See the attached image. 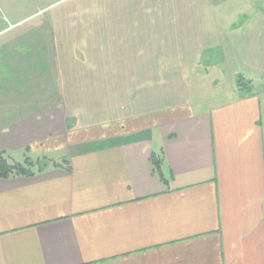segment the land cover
<instances>
[{
	"label": "crops",
	"instance_id": "obj_1",
	"mask_svg": "<svg viewBox=\"0 0 264 264\" xmlns=\"http://www.w3.org/2000/svg\"><path fill=\"white\" fill-rule=\"evenodd\" d=\"M37 27L0 56L2 134L46 158L0 178V264H264V0L79 1ZM199 60L231 73L213 97Z\"/></svg>",
	"mask_w": 264,
	"mask_h": 264
},
{
	"label": "rangeland",
	"instance_id": "obj_2",
	"mask_svg": "<svg viewBox=\"0 0 264 264\" xmlns=\"http://www.w3.org/2000/svg\"><path fill=\"white\" fill-rule=\"evenodd\" d=\"M81 1L83 4H86L89 0H0V31L2 29L7 28L5 31L2 30V32H0V56L5 55L4 49H6V42L8 43L11 40H17L19 42L18 48L19 49H23L26 48L25 46L26 44V34L27 31L30 30H35V29H41V27H37L39 24H42V18L44 16H46V18H48L49 16H52V14H54L55 12L59 11V10H63L65 9L68 5L71 6L74 2H79ZM46 6V8H45ZM45 8V9H44ZM86 10H89V6H86L85 8ZM29 16V18L25 19L24 21H22L20 24H18L16 27H14L13 29H11L10 27V23H13L15 21V19H19V18H25ZM239 18V16L237 18H235L236 23H240L239 20L237 21V19ZM48 23V21H47ZM47 25V24H46ZM47 28V27H46ZM29 40H36V44H43L44 42H48L49 38H44L41 36H37V37H32L29 36L28 37ZM217 41H215V38H208V40L212 41L213 44L219 45L220 49H222L223 45H222V41L224 40V38H220L217 37L216 38ZM35 42V41H34ZM13 44V43H12ZM14 46V44H13ZM27 54V53H26ZM21 55V54H20ZM90 55V54H88ZM215 57H217L216 60H219V53L216 52ZM216 60H214V63L211 62L212 60H209V63H206V60H199L201 62L204 63V65L207 64L206 66V73L205 75L201 74V72H199V70L196 71V75L201 87L203 88V92L205 93L206 96L208 97H213L215 96L214 94H217V91L222 90V85H224L223 81H229L228 80V76L231 74L229 72V70H223L221 72V70H219V65L220 62H218V64H215ZM195 61H188V63H193ZM182 63V62H181ZM187 61L182 63L183 65H185V68L187 66ZM202 63V64H203ZM201 64V65H202ZM158 68H160V75L163 74H168L167 72L170 73V71H172L173 69H175V67H180V59L177 58H170V57H164L162 59L159 60V62L157 63ZM182 65V66H183ZM12 73L13 70L12 69H8V68H2L0 69V98L1 96L10 97V94L7 95L8 92L11 91V89L13 87H18L20 85H18V79H13L12 78ZM16 74H18V71H15ZM152 70H150L149 68H147L146 70V76L149 77L151 75ZM2 75H7L8 78L4 79L2 78ZM169 76V74H168ZM4 77V76H3ZM163 77L165 78V76L163 75ZM188 76H186L187 78ZM222 77V78H221ZM223 77L225 78V80L223 79ZM239 78V77H237ZM189 79V78H188ZM240 79V78H239ZM9 80V89L6 91L8 85L5 84L6 81ZM11 80L14 81V86H11ZM223 80V81H222ZM137 80H135L134 82L136 83ZM248 82L246 81L244 78L240 79V82ZM147 87L148 89H153L155 86V82L153 80H147ZM212 82H217L218 87H214L211 86ZM151 83V84H150ZM191 83H193V79L191 78ZM137 84V83H136ZM27 85V84H26ZM208 86L209 88H211V91H208ZM46 89V85L44 86ZM133 87H145L143 86H139V85H135ZM15 89V88H14ZM29 86L27 85L26 87H24L23 89L20 90L21 94H15L14 97H12V99H16V98H21L23 94L26 93V91H28ZM19 92V93H20ZM121 97H123L121 95ZM205 97V96H204ZM11 98V97H10ZM136 99V98H134ZM120 103L122 104V101L119 100ZM2 103H5L3 101H0V113H3L4 116H6V118L11 119V117L8 115L10 110H14L17 111V102H15V100H8L6 104L1 105ZM132 102H135L134 100H132ZM98 103L101 102L100 100L92 102L91 104L94 105H99ZM204 104H208V100H204L203 102ZM119 104V103H118ZM24 105V104H23ZM120 106V104H119ZM10 108V109H9ZM85 112V109L83 111V113ZM93 114V113H92ZM96 114V113H95ZM3 127H0V151L4 152L7 157H9L10 160H15L18 162H22L24 160L25 157H30L33 160L36 159H43V156L37 157L36 154H34L33 152H28L26 150V146L22 144H13L15 142H13L14 139H11V137L8 134H2L3 133ZM29 150V149H28ZM62 153L60 152H46L45 157H53V158H58V156H61ZM37 166H35L36 168Z\"/></svg>",
	"mask_w": 264,
	"mask_h": 264
},
{
	"label": "trees",
	"instance_id": "obj_3",
	"mask_svg": "<svg viewBox=\"0 0 264 264\" xmlns=\"http://www.w3.org/2000/svg\"><path fill=\"white\" fill-rule=\"evenodd\" d=\"M244 85L246 83L240 82V79L238 80V85ZM28 148H26L27 150ZM152 164L155 168V170L158 172V176L162 178L160 174V157L155 156L152 154L151 156ZM46 158L43 157V159H36L33 160L30 157H25L22 162H18L15 160H10L7 155L0 151V178H8L11 176H29L32 175L34 172L41 171L45 167ZM35 166H37L35 168Z\"/></svg>",
	"mask_w": 264,
	"mask_h": 264
}]
</instances>
